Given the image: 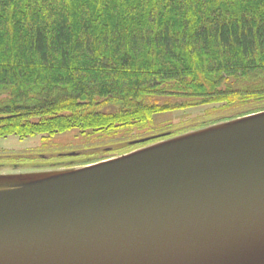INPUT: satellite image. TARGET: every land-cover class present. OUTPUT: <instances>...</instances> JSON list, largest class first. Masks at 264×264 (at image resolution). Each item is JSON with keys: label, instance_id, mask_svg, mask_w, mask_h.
<instances>
[{"label": "trees", "instance_id": "obj_1", "mask_svg": "<svg viewBox=\"0 0 264 264\" xmlns=\"http://www.w3.org/2000/svg\"><path fill=\"white\" fill-rule=\"evenodd\" d=\"M253 101L264 102V0H0V138L109 134Z\"/></svg>", "mask_w": 264, "mask_h": 264}, {"label": "water", "instance_id": "obj_2", "mask_svg": "<svg viewBox=\"0 0 264 264\" xmlns=\"http://www.w3.org/2000/svg\"><path fill=\"white\" fill-rule=\"evenodd\" d=\"M0 264H264V111L90 165L0 174Z\"/></svg>", "mask_w": 264, "mask_h": 264}, {"label": "rangeland", "instance_id": "obj_3", "mask_svg": "<svg viewBox=\"0 0 264 264\" xmlns=\"http://www.w3.org/2000/svg\"><path fill=\"white\" fill-rule=\"evenodd\" d=\"M159 101V104L169 101L172 105H177V103L181 104L183 99L164 97ZM259 103L253 101L233 106L212 104L175 109L156 115L146 126L121 129L109 134L90 135L71 130L49 137L33 136L19 139L8 136L0 138V174H32V177H35L90 165L146 147L163 134L171 133L177 136L192 132L194 129L202 130L231 121L225 118L234 117L241 112L253 111L259 108L257 106L263 105ZM149 137L150 139L145 144L139 143L140 145L131 150L122 145ZM118 143H121V146L114 147ZM110 146L113 147V151L117 152L104 151Z\"/></svg>", "mask_w": 264, "mask_h": 264}]
</instances>
